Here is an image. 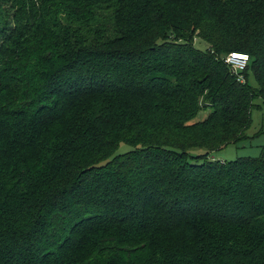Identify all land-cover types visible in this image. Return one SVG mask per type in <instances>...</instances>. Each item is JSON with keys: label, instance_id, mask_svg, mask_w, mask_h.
Listing matches in <instances>:
<instances>
[{"label": "trees", "instance_id": "1", "mask_svg": "<svg viewBox=\"0 0 264 264\" xmlns=\"http://www.w3.org/2000/svg\"><path fill=\"white\" fill-rule=\"evenodd\" d=\"M256 98L264 0H0V264H264Z\"/></svg>", "mask_w": 264, "mask_h": 264}, {"label": "rangeland", "instance_id": "2", "mask_svg": "<svg viewBox=\"0 0 264 264\" xmlns=\"http://www.w3.org/2000/svg\"><path fill=\"white\" fill-rule=\"evenodd\" d=\"M195 47L200 51L207 49V43L199 38L194 43ZM248 83L252 87H256L255 79L249 75ZM255 107L251 110V123L245 130V137L236 143L229 144L221 149L211 151L209 158L216 160H233L237 157H257L264 156V103L260 98H256ZM209 110L200 111L193 120H201L206 117ZM127 149V146L120 144L118 153H122ZM193 152H202V150L195 149Z\"/></svg>", "mask_w": 264, "mask_h": 264}, {"label": "built area", "instance_id": "3", "mask_svg": "<svg viewBox=\"0 0 264 264\" xmlns=\"http://www.w3.org/2000/svg\"><path fill=\"white\" fill-rule=\"evenodd\" d=\"M250 60V56L246 52L231 51L225 57V63L230 67L231 71L236 75L238 81H244L242 71L246 68Z\"/></svg>", "mask_w": 264, "mask_h": 264}]
</instances>
